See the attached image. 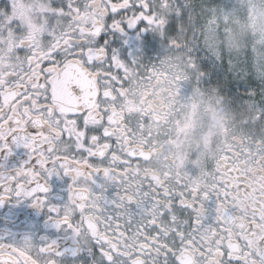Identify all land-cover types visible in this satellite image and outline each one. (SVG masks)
<instances>
[{
    "label": "snow or ice",
    "instance_id": "snow-or-ice-1",
    "mask_svg": "<svg viewBox=\"0 0 264 264\" xmlns=\"http://www.w3.org/2000/svg\"><path fill=\"white\" fill-rule=\"evenodd\" d=\"M17 6L18 0H8L0 7V158L6 160L13 146H22L28 159L13 169L0 164V204L27 199L47 209L54 226L71 231L80 245L91 240L90 254L96 245L92 264H183L178 250L193 247L207 264H249V251L254 264H264V247L249 250L236 234L232 190L223 180L213 176L201 186L181 176L126 178L125 169L139 159L129 146L143 130L137 114L117 109L125 76L138 60L123 61L109 37L151 31L158 0H32L31 15L47 19L42 33L27 36ZM166 29L176 32L175 13ZM14 34L16 42L8 48ZM201 53L188 52V71L199 81L207 74L199 65ZM213 59L237 75L248 64L247 56ZM68 68L75 82L66 92L62 83ZM215 75L219 87L223 74ZM54 173L71 178L63 206L45 195ZM113 185L116 192L109 198L106 192ZM210 198H215V217L205 223ZM252 216L255 225L250 221L238 230L244 236L254 228L264 231V210ZM233 236L242 245L239 252L233 251ZM132 240L141 252L127 256ZM55 245V240L44 245L27 238L18 245L0 241V264H59L62 253ZM141 253L145 259L136 261Z\"/></svg>",
    "mask_w": 264,
    "mask_h": 264
},
{
    "label": "flooded vegetation",
    "instance_id": "flooded-vegetation-1",
    "mask_svg": "<svg viewBox=\"0 0 264 264\" xmlns=\"http://www.w3.org/2000/svg\"><path fill=\"white\" fill-rule=\"evenodd\" d=\"M201 2L158 0L153 13V33L130 30L109 37L112 48L123 61L131 64L138 60L136 65L129 67L125 76L126 83L120 89L117 109L120 114H137L139 128L143 130L137 131L132 138L134 142L129 146L130 153L139 159L125 169L126 178L140 182L145 177L159 181L181 176L201 186L213 176L216 180H223L232 190L236 234L248 242L251 250L264 247V231L254 228L249 236H244L238 230L250 221L255 225L252 213L259 217L264 210V123L262 114L258 112L261 106L254 98H239L237 85L225 89L220 86L221 90L213 86L206 90L200 86L201 81L188 71L192 62L188 57L189 51L203 52L199 56L201 70L208 59L197 15ZM7 4L8 0H0V7ZM31 5L32 0H18L16 15L26 25L24 36L39 34L45 29L47 18L41 16L37 20L31 15ZM174 13L176 32L170 34L166 26ZM16 39L14 34L8 48L13 47ZM71 82H75V78L68 68L62 83L66 92ZM27 159V149L13 146L12 155L6 160L0 158V164L13 169ZM217 172L221 175H215ZM70 183L68 176L51 175L45 194L48 202L63 206L68 200ZM115 192L113 185L107 189L106 195L112 198ZM215 204V198L207 202L205 223L214 221ZM49 215L47 209H37L27 199L19 203L4 201L0 204V241L18 245L27 238L33 244L44 245L55 240L57 251L62 253L58 257L59 264H92L96 245H91L93 252L90 254L87 248L91 244L90 239L85 241L86 247L80 245L78 238L73 239L71 231L56 228L48 219ZM248 231L245 228V232ZM134 245L137 241H130V251L125 255L141 252L140 247ZM241 247L233 236V251L239 252ZM178 251V259H182L183 264H207L206 261L201 262L199 249L195 247ZM24 255L33 259L27 252ZM248 257L249 264H254L256 257L250 251ZM134 259L143 261L145 254L136 255Z\"/></svg>",
    "mask_w": 264,
    "mask_h": 264
},
{
    "label": "rangeland",
    "instance_id": "rangeland-1",
    "mask_svg": "<svg viewBox=\"0 0 264 264\" xmlns=\"http://www.w3.org/2000/svg\"><path fill=\"white\" fill-rule=\"evenodd\" d=\"M201 1L197 15L208 59L202 68L207 75L200 86L206 90L215 86V74L222 73V88L237 85L240 88V94L237 93L239 98L259 101L261 108L258 112L262 114L264 123V0ZM245 56L247 66L238 69L243 75H237L213 59L231 57L239 61ZM220 86L216 89L221 90Z\"/></svg>",
    "mask_w": 264,
    "mask_h": 264
}]
</instances>
